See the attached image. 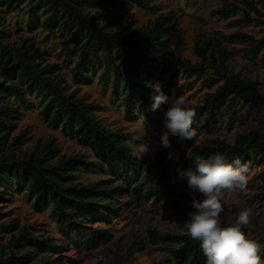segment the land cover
I'll return each instance as SVG.
<instances>
[{
	"label": "trees",
	"instance_id": "16d2710c",
	"mask_svg": "<svg viewBox=\"0 0 264 264\" xmlns=\"http://www.w3.org/2000/svg\"><path fill=\"white\" fill-rule=\"evenodd\" d=\"M157 0H0V198L6 201L11 195L8 185L14 184L33 199L37 210H50L56 229L62 236L58 241L48 232L30 226L20 227L17 219L0 224V234H10L6 245H0V264H66L65 253L72 246L93 251L111 242L115 234L111 225L120 218L123 208L131 197L137 205L149 203L155 207L177 194V185L172 179L168 156L172 147L159 150L153 160L147 156L138 159L132 155L124 142L131 140L132 133L108 129L97 117L102 107L79 96L74 90L67 93V86L60 78V66L48 64L41 67L40 61L46 51L24 39L19 46L9 42L10 33L4 26V14L30 5L27 26L35 30L41 24L48 31L69 28L72 37L66 42L64 52L71 53L69 43L79 47V57L71 69L78 84L89 85L99 70L101 81L108 86L112 81L113 97L124 106L126 115L138 113L154 123L162 110L151 111L150 96L153 89L146 86L156 80L158 56L163 52L165 39L177 32L179 18L175 11L160 12ZM247 5L257 11L253 3ZM137 7L143 11L159 13L146 25L137 27L131 19L115 28L121 13ZM108 13L105 23L85 9ZM40 11L46 18L41 22ZM239 7L227 3L211 12L213 17L228 19ZM258 22L248 13L238 19V24ZM217 31L212 35L196 34L193 38L194 54L199 62L175 58L172 63L176 72L187 78L203 79L207 92L199 105L185 104L196 112L195 130L212 133L219 122V114L230 100H242L252 111L264 110V93L260 83L238 75L229 74L228 61L232 53L223 44ZM233 42H245L257 50L264 47V37H255L237 32L227 37ZM35 92L44 108L40 115L44 122L58 128L67 137L89 149L95 161L87 155L76 154L58 157L60 149L53 140L37 144L33 151L19 157L15 148L23 145L28 130L10 141L17 128L22 110L29 104L28 93ZM181 154L182 171L188 169L185 140ZM233 143L224 139L208 138L194 147L190 157L207 158L222 154L226 162L239 159L241 164L260 168L258 179L264 178V131L254 130L238 134ZM136 143L138 141H135ZM97 170L109 176L93 182L78 180L80 172L94 173ZM192 195L181 194L184 202L191 204ZM200 198V197H197ZM1 216V213H0ZM226 227L225 225H221ZM152 246L172 244L168 264H206L200 242L187 233H163L155 228L147 230ZM152 264H163L161 262Z\"/></svg>",
	"mask_w": 264,
	"mask_h": 264
},
{
	"label": "rangeland",
	"instance_id": "374dc122",
	"mask_svg": "<svg viewBox=\"0 0 264 264\" xmlns=\"http://www.w3.org/2000/svg\"><path fill=\"white\" fill-rule=\"evenodd\" d=\"M227 3L236 4L239 11L232 14L228 19L211 15L213 10ZM247 3H253L257 11L263 14V17L251 9ZM155 4L160 5L159 13L173 10L179 18L177 32L165 39L163 52L158 56L156 80L153 82V84L157 81L160 83L164 93L170 97V101L182 96L185 99V104L199 105L205 93L215 91L216 88H205L203 79L187 78L185 75L176 72L177 66L172 63V60L181 58L199 62L193 50L194 36L196 34L212 35L217 31L220 33L219 37L223 44L233 54L228 61L229 74L258 81L260 90L264 93V47L257 50L249 43L233 42L227 38L237 32L251 35L256 39L264 37L263 24L258 22L237 23L238 19L245 17V13H248L252 18L264 20V0H157ZM29 10L30 5H26L16 11L4 14V26L10 33L9 42L19 46L24 39L30 38L35 46L46 51L47 54L40 61L41 67L48 64H58L61 67L60 78L67 86V93L76 90L79 96L86 97L89 102L100 105L102 110L96 115L108 129L121 130L132 133L134 136L141 135L145 139L150 138L152 150L147 157L149 160H153L155 154L163 149L160 147L157 133L164 130V113L170 105H162L160 108L162 115L156 122L151 123L142 119L143 116L139 113L134 117L126 115L124 106L113 97L112 81L106 87L103 85L100 78L102 70L97 72L89 85L78 84L72 77L71 69L78 60L79 47L69 43L71 53L68 56L64 52L65 45H68L66 42L72 37L73 31L61 27L54 31H48L41 24L35 30H30L27 26ZM85 12L99 17L101 23H105L107 15H109L104 11L87 8ZM159 13L143 11L137 7L129 8L121 13L119 24L115 28L124 25L131 19L136 21L137 27L149 24ZM39 14L42 22L46 16L43 11H40ZM27 97L29 104L22 110L17 128L10 136L11 141L25 130L29 131L25 143L15 148L14 155L16 157L33 151L39 143L43 144L53 140L60 149L58 157L84 154L91 161H95L92 152L79 145L74 139L64 135L61 126L55 128L44 122L40 115L44 104L37 93H28ZM254 130L264 131V110L257 113L252 111L250 106L242 100H230L219 114L216 130L212 133L196 130L197 136L193 141H189L184 156L185 159H188L187 170L190 168L194 170V159L190 157V152L202 141L208 138H219L233 143L238 134ZM169 139L174 153L170 165L172 179L178 187L176 196L157 207L149 203L137 205L131 197L125 198V201L130 202V204L123 208L120 218L113 220L111 225L100 224L102 227L111 228L115 238L93 251H85L72 246L65 253L68 257L64 260L66 264H152L158 262L168 264L173 245L152 246L147 237V230L155 228L163 233H187L183 225L187 219L186 214L193 209L191 204L182 200L181 194L194 195L187 189V180L178 175V171H182L181 154L185 149L186 141H181L179 137L173 136H170ZM260 171L257 166H250L247 190L235 192L223 202L224 211L221 213V225H231L241 209L251 208L253 210L251 223L242 228V231L247 238L260 243L259 254L264 259V178L258 179L256 177ZM108 176L107 173L99 170L94 173L80 172L77 174L78 180L82 182H93ZM2 186L0 185L1 188ZM8 191L11 193L7 196L9 201L0 198V224H7L11 220L17 219L20 227L30 226L36 230L48 232L59 239L58 241L62 240L50 210L35 209L33 199L14 184L8 185ZM195 195L199 197L198 194ZM9 238L10 234L1 233L0 245H6Z\"/></svg>",
	"mask_w": 264,
	"mask_h": 264
},
{
	"label": "clouds",
	"instance_id": "9594fccd",
	"mask_svg": "<svg viewBox=\"0 0 264 264\" xmlns=\"http://www.w3.org/2000/svg\"><path fill=\"white\" fill-rule=\"evenodd\" d=\"M146 86L153 89L150 96L151 111L159 110L162 105H170L164 113V130L157 133L160 147H171L170 136L179 137L181 141H193L197 136L193 128L196 112L191 108L182 107L186 103L184 97H176L170 101L158 81ZM124 144L138 159L147 156L152 150L150 138L145 139L141 135L133 136ZM173 158L174 154L170 153L168 159ZM193 164L194 170L190 168L187 171H178L179 177L187 180L189 192L194 194L191 201L193 210L186 214L187 219L183 226L193 240L200 242L206 264H264V259L259 254L260 243L247 238L242 231V228L251 223V208L241 209L234 223L226 227L221 226L223 202L231 194L247 190L248 165L241 164L239 159L228 163L219 153L207 158L197 156Z\"/></svg>",
	"mask_w": 264,
	"mask_h": 264
}]
</instances>
